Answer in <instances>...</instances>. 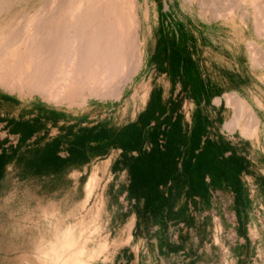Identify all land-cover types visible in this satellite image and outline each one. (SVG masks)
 Here are the masks:
<instances>
[{
	"label": "rangeland",
	"instance_id": "obj_1",
	"mask_svg": "<svg viewBox=\"0 0 264 264\" xmlns=\"http://www.w3.org/2000/svg\"><path fill=\"white\" fill-rule=\"evenodd\" d=\"M204 1L202 11L196 0H140L151 35L144 64L120 98L87 94L70 106L0 88V264H53L40 248L67 228L88 264H264V69L249 54L251 46L264 48V38L252 10L245 24L228 16L223 4L231 0ZM47 2L12 0L0 21L43 14ZM178 35L189 54L186 91L177 74ZM232 92L259 116L256 139L226 129ZM168 106L181 116L186 140L204 119L207 139L243 161L238 202L228 188H211L206 201L193 197L184 172L163 187L170 208L161 215L151 218L142 200L130 199L128 164L137 153L113 139L146 116L158 120ZM155 127L145 132L144 151L156 146ZM89 176L97 179L90 197ZM130 219L128 237L116 245Z\"/></svg>",
	"mask_w": 264,
	"mask_h": 264
},
{
	"label": "bare ground",
	"instance_id": "obj_2",
	"mask_svg": "<svg viewBox=\"0 0 264 264\" xmlns=\"http://www.w3.org/2000/svg\"><path fill=\"white\" fill-rule=\"evenodd\" d=\"M11 1L0 0V17L8 13ZM196 1L203 11L205 1ZM226 3L223 6L228 16L235 14L245 24L249 21V9L252 10L256 31L264 38V0ZM44 5L43 14L37 10L23 19L13 16L0 21V88L10 93L38 94L70 106L83 102L87 94L120 98L144 64L151 35L149 27L143 28L149 14L146 9L141 18L140 0H49ZM144 5L147 6V0ZM235 7L239 10L235 11ZM249 54L254 57L253 66L264 69V48L251 46ZM226 101L230 109L226 129L256 139L261 120L255 110L233 92L226 95ZM96 180L88 177L84 196L90 197ZM132 226L130 219L116 245L128 237ZM78 240L67 228L56 233L40 252L52 258L53 264H88L83 258L85 248Z\"/></svg>",
	"mask_w": 264,
	"mask_h": 264
},
{
	"label": "trees",
	"instance_id": "obj_3",
	"mask_svg": "<svg viewBox=\"0 0 264 264\" xmlns=\"http://www.w3.org/2000/svg\"><path fill=\"white\" fill-rule=\"evenodd\" d=\"M178 55V70L182 88L188 90L189 82L183 68L189 57L183 44V36L175 41ZM155 127L152 139L156 146L149 151L143 150L144 135L148 127ZM204 119L195 124L191 136L185 139V130L179 114L170 112V106L158 119L150 117L139 119L122 129L114 141L122 151H134L137 156L128 164V196L136 203L143 201V213L151 218L169 210L168 194L162 190L169 187L177 172H184L189 194L208 200L211 188H228L236 202L242 198L241 173L243 161L222 148L216 141L208 140L204 131ZM83 147L84 145L81 144ZM80 146V147H81ZM208 180V181H207Z\"/></svg>",
	"mask_w": 264,
	"mask_h": 264
},
{
	"label": "crops",
	"instance_id": "obj_4",
	"mask_svg": "<svg viewBox=\"0 0 264 264\" xmlns=\"http://www.w3.org/2000/svg\"><path fill=\"white\" fill-rule=\"evenodd\" d=\"M185 192L183 190L180 191L179 197H178V202L183 201V196H184Z\"/></svg>",
	"mask_w": 264,
	"mask_h": 264
}]
</instances>
